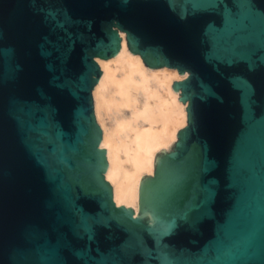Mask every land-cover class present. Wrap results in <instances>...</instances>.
I'll return each instance as SVG.
<instances>
[{"label":"water","instance_id":"obj_1","mask_svg":"<svg viewBox=\"0 0 264 264\" xmlns=\"http://www.w3.org/2000/svg\"><path fill=\"white\" fill-rule=\"evenodd\" d=\"M120 31L188 73L139 216L92 106ZM0 264H264V0H0Z\"/></svg>","mask_w":264,"mask_h":264},{"label":"bare ground","instance_id":"obj_2","mask_svg":"<svg viewBox=\"0 0 264 264\" xmlns=\"http://www.w3.org/2000/svg\"><path fill=\"white\" fill-rule=\"evenodd\" d=\"M119 34L114 57H95L101 74L91 89L92 106L113 201L139 216L142 176L154 174L155 154L176 142L178 131L187 125L188 102L183 104L180 90L174 92L171 86L188 73L167 66L148 68L138 53L129 52L125 32Z\"/></svg>","mask_w":264,"mask_h":264}]
</instances>
